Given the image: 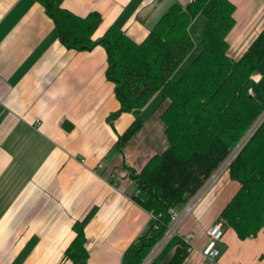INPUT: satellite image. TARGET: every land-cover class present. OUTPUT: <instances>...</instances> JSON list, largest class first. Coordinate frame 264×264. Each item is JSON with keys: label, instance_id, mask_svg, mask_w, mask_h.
Listing matches in <instances>:
<instances>
[{"label": "crops", "instance_id": "0c3cea01", "mask_svg": "<svg viewBox=\"0 0 264 264\" xmlns=\"http://www.w3.org/2000/svg\"><path fill=\"white\" fill-rule=\"evenodd\" d=\"M51 1L81 18L99 15L95 41L115 26L140 44L174 4L194 0ZM231 1L236 25L227 41L238 60L264 29V0ZM206 24L199 15L190 26L194 50ZM262 65L254 78L264 84ZM107 69L103 47L78 52L63 45L40 1L0 0V264H132L125 254L154 218L135 200L131 174L163 151H118L135 115L110 119L121 104ZM161 102L157 94L143 109L145 127ZM239 186L224 175L181 227V235H194V250L181 241L156 264H172L178 254L184 255L180 264H264V229L241 240L221 219ZM190 201L174 210L183 212ZM91 213L90 256L74 263L65 256L77 236L74 225ZM217 223L225 236L218 243L220 257L211 262L200 250Z\"/></svg>", "mask_w": 264, "mask_h": 264}, {"label": "trees", "instance_id": "16d2710c", "mask_svg": "<svg viewBox=\"0 0 264 264\" xmlns=\"http://www.w3.org/2000/svg\"><path fill=\"white\" fill-rule=\"evenodd\" d=\"M38 1L54 20L65 47L78 52L99 46L106 50L107 78L115 84L121 104L110 119L129 112L135 115L118 139L120 153L143 126L141 113L151 100L160 94L162 102L171 101L163 115L168 148L139 174L134 170L131 174L135 200L155 217L125 254L132 264H141L167 233L170 210L201 191L263 114L264 84L252 76L264 62V29L236 60L229 54L227 41L236 25V6L231 0H194L185 7L174 4L140 44L115 26L95 41L99 15L81 18L51 0ZM199 15L207 19L201 53L174 81V74L195 48L189 29ZM228 170L230 180L240 186L221 219L241 240L254 239L264 229V121ZM91 217L92 213L74 225L77 236L65 255L74 263L90 256L86 227ZM181 241L174 237L153 264L172 247L184 245ZM178 255L182 257L176 256L172 264L181 263L184 255Z\"/></svg>", "mask_w": 264, "mask_h": 264}, {"label": "built area", "instance_id": "2783aa9c", "mask_svg": "<svg viewBox=\"0 0 264 264\" xmlns=\"http://www.w3.org/2000/svg\"><path fill=\"white\" fill-rule=\"evenodd\" d=\"M264 121V116L262 117L261 123H258V128ZM239 154V151H234L231 155L224 161V163L219 167V169L213 174L209 179L206 185L201 189V191L190 201L187 208L183 212H177L173 209L170 210L171 222L167 233L161 239V241L154 247L151 253L141 264H153L165 248L168 246L170 241L174 237H179L187 246L188 249L194 250L195 246L192 244L194 235L192 233L181 235V227L191 215L197 203L207 194V192L217 184V182L224 176L229 169V166L235 160L236 156ZM103 163L99 164V167H102ZM155 219V217L153 216ZM157 228V226H156ZM225 236V231L222 224L212 225L207 232V242L200 252L206 256L211 262H214L221 255V249L218 246V243L223 240Z\"/></svg>", "mask_w": 264, "mask_h": 264}, {"label": "rangeland", "instance_id": "374dc122", "mask_svg": "<svg viewBox=\"0 0 264 264\" xmlns=\"http://www.w3.org/2000/svg\"><path fill=\"white\" fill-rule=\"evenodd\" d=\"M197 27L198 26H196L193 29L194 36L196 35L194 30H196ZM202 29H204V27H202ZM198 31H199V28H198ZM200 32H202L201 28H200ZM201 50H202V46L200 44L198 46V48L192 52V55L190 57H188V59L184 62V64L174 74V76H173L174 81H178L182 77V75L188 70V68L191 66V64L194 62V60L199 56V54L201 53ZM262 66L264 67V63ZM255 74H256V72H255ZM254 75L252 76V78L255 81ZM170 104H171L170 100H165L164 102H161V106H159V109H157V111L153 114L152 121H149V123L152 122L150 127H145L146 123L143 120V118L141 117L142 120L144 121L143 126L141 127L139 132L128 142V144L125 146V148H128L129 151H148L146 153L147 155H151V154L153 155V153L155 151L156 152L159 151L160 153H161V151H165L168 148L169 143H168V139H167V135H166L167 127H166L165 123L163 122V115H164L165 111L167 110V108L169 107ZM147 116L148 115H146L144 118H146ZM263 116H264V112L257 119V121L251 126L249 131L243 137V139L236 145V147L233 149V152L234 151L240 152L244 148V146L247 144V142L251 139V137L257 131L258 123L259 124L261 123L260 121L262 120ZM156 155H158V154H156ZM227 178L230 181L228 169H227Z\"/></svg>", "mask_w": 264, "mask_h": 264}]
</instances>
